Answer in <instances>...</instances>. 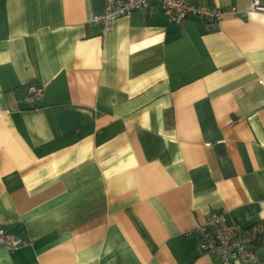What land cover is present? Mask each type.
<instances>
[{"label": "crops", "instance_id": "0c3cea01", "mask_svg": "<svg viewBox=\"0 0 264 264\" xmlns=\"http://www.w3.org/2000/svg\"><path fill=\"white\" fill-rule=\"evenodd\" d=\"M198 1L238 13L0 0V228L30 241L0 264H219L188 234L212 212L264 229V12Z\"/></svg>", "mask_w": 264, "mask_h": 264}, {"label": "built area", "instance_id": "2783aa9c", "mask_svg": "<svg viewBox=\"0 0 264 264\" xmlns=\"http://www.w3.org/2000/svg\"><path fill=\"white\" fill-rule=\"evenodd\" d=\"M155 1L166 9L175 23L198 18L207 24H214L227 15L238 13L236 6L222 8L198 0H106L104 10L91 18L88 23L90 26L106 28L121 17L130 16L138 10L149 9ZM252 9L264 12V5L254 0ZM24 91L26 99L34 103L42 98L44 87L29 83L24 86ZM243 229L229 221L226 211H215L205 222L195 226L188 234L195 233L199 238L201 251L213 256L219 264L235 262L255 264L258 261L257 250L248 243ZM29 243L30 241L0 228V244L17 248Z\"/></svg>", "mask_w": 264, "mask_h": 264}, {"label": "trees", "instance_id": "16d2710c", "mask_svg": "<svg viewBox=\"0 0 264 264\" xmlns=\"http://www.w3.org/2000/svg\"><path fill=\"white\" fill-rule=\"evenodd\" d=\"M253 228L254 225L243 229L245 231L248 243L254 246L256 250L264 248V229L254 231Z\"/></svg>", "mask_w": 264, "mask_h": 264}]
</instances>
